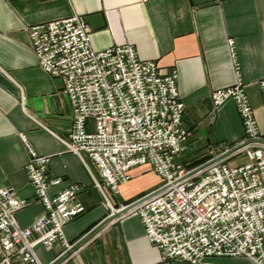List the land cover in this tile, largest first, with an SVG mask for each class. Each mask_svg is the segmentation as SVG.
Wrapping results in <instances>:
<instances>
[{"label":"crops","instance_id":"obj_1","mask_svg":"<svg viewBox=\"0 0 264 264\" xmlns=\"http://www.w3.org/2000/svg\"><path fill=\"white\" fill-rule=\"evenodd\" d=\"M74 13L86 19L94 49L129 43L140 58L178 70V93L185 104L182 120L191 132L179 162L219 154L244 141L235 102L228 99L215 108L212 100L213 91L238 80L264 139V0H0V186L31 200L16 211L21 226L43 212L26 167L30 154L21 138L25 134L35 151L48 157L50 177L63 178L50 187L51 194L72 183L82 186L78 198L85 211L65 226L71 245L112 213L105 195L120 208L158 188L162 180L149 165H139L118 193L102 190L96 166L89 160L86 165L60 139L70 131L73 110L64 80L40 67L29 27ZM229 38L236 43L238 70ZM144 231L140 217L127 211L57 264H192L164 261ZM66 249L57 242L52 247L38 244L35 252L40 264H51ZM238 261L253 264L246 258ZM11 264L29 263L14 258Z\"/></svg>","mask_w":264,"mask_h":264},{"label":"built area","instance_id":"obj_2","mask_svg":"<svg viewBox=\"0 0 264 264\" xmlns=\"http://www.w3.org/2000/svg\"><path fill=\"white\" fill-rule=\"evenodd\" d=\"M90 31L76 13L29 27L40 67L64 80L73 111L70 131L60 139L68 150L86 165L87 160L95 165L101 177L97 186L113 194L130 180L133 167L149 165L157 172L161 184L130 212L140 217L162 259L217 264L208 258L233 257L264 264V139L242 82L213 91L212 100L215 108L228 99L235 102L245 144L192 172L177 160L189 136L182 120L185 104L178 93V70L140 58L129 43L96 50ZM235 44L228 39L238 70ZM261 88L264 98V80ZM21 138L30 154L26 167L35 198L44 210L32 224L21 226L16 211L31 200L0 186V264H11L14 258L40 264L38 244L70 247L65 226L85 211L79 184L50 193L63 178L50 177L48 157L38 154L25 134ZM237 152L247 162L230 165L228 159Z\"/></svg>","mask_w":264,"mask_h":264},{"label":"water","instance_id":"obj_3","mask_svg":"<svg viewBox=\"0 0 264 264\" xmlns=\"http://www.w3.org/2000/svg\"><path fill=\"white\" fill-rule=\"evenodd\" d=\"M245 144V142H241L237 145H235L234 147L230 148L229 150L218 154L217 156L207 160L206 162L196 166L195 168L192 169V172H196L202 168H204L205 166H207V164H210L214 161H218L222 158L227 157L228 155H230L231 153L237 151V149L239 150L243 145ZM147 195H144L142 197H140L139 199L132 201L129 204H126L125 206H122L121 208L114 210L110 215H108L104 220L102 219V221L100 223H98L95 227H93L90 231H88L86 234H84L79 240H77L74 244H72L70 247H68L58 258H56L54 260V262H52L51 264H57L58 262L62 261L65 257H67L71 251H73L75 248L79 247L81 244H83L90 236H92L96 231H98L101 227H103V225L112 220L113 218L124 214L125 212L133 209L137 204H139L140 202H142V200L147 197Z\"/></svg>","mask_w":264,"mask_h":264},{"label":"rangeland","instance_id":"obj_4","mask_svg":"<svg viewBox=\"0 0 264 264\" xmlns=\"http://www.w3.org/2000/svg\"><path fill=\"white\" fill-rule=\"evenodd\" d=\"M213 105H214V103H213ZM215 107V106H214ZM186 127V126H185ZM187 128V127H186ZM188 129V128H187ZM189 130V129H188ZM190 136H191V132H190V130H189V136H188V139L185 141V145H184V148H183V151L181 152V153H183L185 150H186V146L188 145V144H186L187 143V141L189 140V138H190ZM180 153V154H181ZM216 153H217V151H216ZM219 153V152H218ZM222 152H220L219 154H221ZM216 155H218V154H214V155H209V154H204V155H201V156H199V157H197V158H192L191 160H186L185 161V163L184 162H182L187 168H195L196 166H198V165H200V164H202V163H204V162H206V161H204V162H202V163H200V164H197L196 166H194V164H196L197 163V161L198 160H200L201 158H203V157H208V160L209 159H211V158H213V157H215ZM244 162H247V157H246V155L244 154V153H238L237 152V154H235V155H232L229 159H228V163L230 164V165H238V164H241V163H244ZM192 165L194 166V167H192ZM110 207H111V209H112V212L114 211V210H117V209H119V208H117L116 206H115V204L111 201L110 202ZM121 208V207H120ZM130 211V210H129ZM162 257V256H161ZM164 260V259H163ZM208 260H210V261H213V262H215V263H217V264H240L239 263V261H238V258H234L233 259V257H212V258H208ZM164 261H171V260H164ZM204 264V263H203Z\"/></svg>","mask_w":264,"mask_h":264},{"label":"trees","instance_id":"obj_5","mask_svg":"<svg viewBox=\"0 0 264 264\" xmlns=\"http://www.w3.org/2000/svg\"><path fill=\"white\" fill-rule=\"evenodd\" d=\"M206 160H208V157H203V158H201L200 160H198L197 163L194 164V166H196L197 164H200V163H202V162H204V161H206ZM194 166L192 165V167H194ZM190 168H191V167H190Z\"/></svg>","mask_w":264,"mask_h":264}]
</instances>
